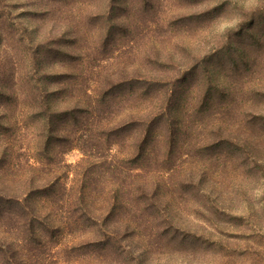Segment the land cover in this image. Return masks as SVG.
Returning a JSON list of instances; mask_svg holds the SVG:
<instances>
[{
    "label": "rangeland",
    "instance_id": "obj_1",
    "mask_svg": "<svg viewBox=\"0 0 264 264\" xmlns=\"http://www.w3.org/2000/svg\"><path fill=\"white\" fill-rule=\"evenodd\" d=\"M0 196V264H264V0H0Z\"/></svg>",
    "mask_w": 264,
    "mask_h": 264
},
{
    "label": "trees",
    "instance_id": "obj_2",
    "mask_svg": "<svg viewBox=\"0 0 264 264\" xmlns=\"http://www.w3.org/2000/svg\"><path fill=\"white\" fill-rule=\"evenodd\" d=\"M37 187H38V188H36V190H37L38 192H40V193H45V192H51V191H53V190H57L56 188L58 187V184H57V183H54V182L46 183V184L42 183V184L38 185ZM76 196H77V201H76V203H78V204H83V203L85 202V198H86V195H85V194H83L82 192H79V191L77 190V191H76ZM3 197H5V196H0V198H3ZM16 198H19V196H18V195H15V194L8 196V199H9V200L14 199V200L17 201L16 203H17L18 205H20V204H21V203H20V200H18V199H16ZM26 200H27V199H25L24 201L26 202V204H28V202H27ZM28 205H29V204H28ZM114 206H115V205H112V207H114ZM76 210L82 211V213H81L82 216H85L86 219L89 220V221H94V222H92V223H94L95 226H98V227H99V225L97 224V220H100V218H99L94 212H88V211H86L85 209L83 210L82 208H80V207L77 206V205H76ZM108 211H109V212H108V216H110L109 213H110V212L112 213V212H113V209L110 208ZM106 215H107L106 212H103V214H101L100 217H103V216H106ZM107 231H108V232H111V231L108 230V229H107ZM94 233L96 234V237H98V235H105V234H101V232L96 233V232L94 231ZM95 234H94V235H95Z\"/></svg>",
    "mask_w": 264,
    "mask_h": 264
}]
</instances>
